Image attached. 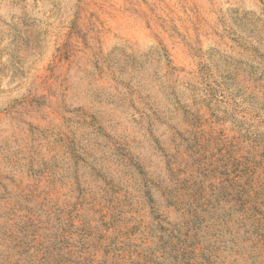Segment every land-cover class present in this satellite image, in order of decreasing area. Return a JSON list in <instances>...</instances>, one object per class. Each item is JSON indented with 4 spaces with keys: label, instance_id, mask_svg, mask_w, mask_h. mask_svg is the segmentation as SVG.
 Returning a JSON list of instances; mask_svg holds the SVG:
<instances>
[{
    "label": "rangeland",
    "instance_id": "rangeland-1",
    "mask_svg": "<svg viewBox=\"0 0 264 264\" xmlns=\"http://www.w3.org/2000/svg\"><path fill=\"white\" fill-rule=\"evenodd\" d=\"M0 264H264V0H0Z\"/></svg>",
    "mask_w": 264,
    "mask_h": 264
}]
</instances>
